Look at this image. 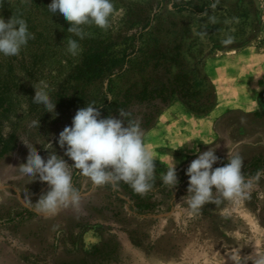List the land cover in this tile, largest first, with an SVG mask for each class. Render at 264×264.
Here are the masks:
<instances>
[{
	"label": "rangeland",
	"instance_id": "374dc122",
	"mask_svg": "<svg viewBox=\"0 0 264 264\" xmlns=\"http://www.w3.org/2000/svg\"><path fill=\"white\" fill-rule=\"evenodd\" d=\"M51 2L0 0V17L19 16L34 34L18 56L0 54V264H237L253 251L264 253V177L239 204L207 203L193 213L184 197L196 147L216 148L221 162L214 168L227 163L228 153H239L246 176L264 169V110L257 104L264 91V0H112L110 28L85 26L89 35L83 40L67 32L70 25L59 11L48 10ZM229 35L234 42L223 45ZM69 38L82 48L76 57L67 52ZM131 39L136 47L155 42L180 51L205 77L212 106L199 113L174 97L141 127L156 158L152 191L142 196L123 182L93 189L73 169L83 211L69 208L44 218L29 198L36 203L48 185L19 172L28 156L21 139L45 160L48 141L72 164L58 138L77 110L95 102L102 118H118L123 90L140 84L146 72L138 69L135 52L125 67L82 81L77 72L83 59L110 42L125 48ZM41 80L56 102L55 114L33 103L32 85ZM34 120L39 127L32 126ZM173 164L175 189L160 179Z\"/></svg>",
	"mask_w": 264,
	"mask_h": 264
},
{
	"label": "clouds",
	"instance_id": "9594fccd",
	"mask_svg": "<svg viewBox=\"0 0 264 264\" xmlns=\"http://www.w3.org/2000/svg\"><path fill=\"white\" fill-rule=\"evenodd\" d=\"M47 7L53 14L59 11L70 25L67 32L80 40L89 35L85 26H95L106 32L115 12L112 0H52ZM30 39H34V34L28 30L25 19L12 16L5 21L0 17V54L18 56ZM234 40L229 35L221 43L227 46ZM81 51L76 39L67 40V52L71 56L76 57ZM32 86L35 89L33 103L43 105L45 111L55 114L56 102L50 97L48 84L41 80ZM99 108L95 102H90L78 109L71 126H65L59 133V147L64 149V156L73 161L72 164L57 155L48 141L43 145L48 152L45 160L35 145L30 146L21 139L28 149V156L26 163L17 167L19 172L32 178L30 182L38 177L48 185V190L39 196L36 203L29 198V206L44 218L54 217L69 208L78 213L83 211L81 191L73 182V169L88 178L93 189L104 185L115 188L123 182L142 196L153 190L156 158L144 142L139 120L129 119L125 123L122 117L127 114L123 110H118V118L111 115L102 118ZM32 126L39 127V120L32 121ZM215 151L216 148L209 147L201 152L196 147L194 153L197 158L186 169L189 180L188 194L184 197L193 213L207 203L219 206L224 201L239 204L250 199L254 186L264 177V169L257 170L251 177L246 176L242 171L244 158L239 153H228L227 163L214 168V164L221 162ZM160 179L165 186L175 189L179 183L176 164L161 173ZM249 262L264 264V253L253 251L242 256L237 264Z\"/></svg>",
	"mask_w": 264,
	"mask_h": 264
},
{
	"label": "trees",
	"instance_id": "16d2710c",
	"mask_svg": "<svg viewBox=\"0 0 264 264\" xmlns=\"http://www.w3.org/2000/svg\"><path fill=\"white\" fill-rule=\"evenodd\" d=\"M114 45V42H110L89 52L83 59L77 77L82 81L102 78L116 68L125 67L136 52L140 58L138 69L146 72L140 84H130L123 90L121 100L116 104L127 114L123 117L125 120L133 119L134 115L140 113L141 116L134 120H139L141 127L146 126L158 108L174 97L199 113H206L212 106V92L209 85L204 84L205 77H199L198 72L183 61L177 49L173 53L169 46L155 42L136 47L132 39L125 48L116 49ZM257 104L261 106L260 111L264 110V91L258 94Z\"/></svg>",
	"mask_w": 264,
	"mask_h": 264
}]
</instances>
